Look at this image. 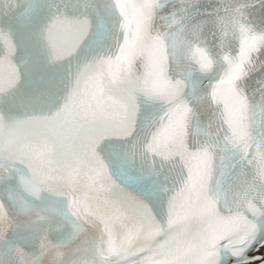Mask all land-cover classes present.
<instances>
[{"label":"snow or ice","instance_id":"1","mask_svg":"<svg viewBox=\"0 0 264 264\" xmlns=\"http://www.w3.org/2000/svg\"><path fill=\"white\" fill-rule=\"evenodd\" d=\"M0 264H264V0H0Z\"/></svg>","mask_w":264,"mask_h":264}]
</instances>
